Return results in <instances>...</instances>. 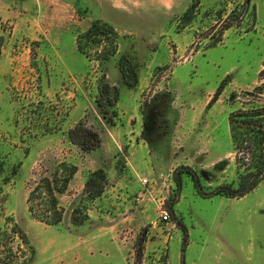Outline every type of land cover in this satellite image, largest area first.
I'll use <instances>...</instances> for the list:
<instances>
[{"label": "rangeland", "instance_id": "374dc122", "mask_svg": "<svg viewBox=\"0 0 264 264\" xmlns=\"http://www.w3.org/2000/svg\"><path fill=\"white\" fill-rule=\"evenodd\" d=\"M96 20L118 34L106 61L109 44L85 36ZM254 106L264 0H0V227L8 217L25 232L29 264H264V182L242 198L210 195L237 179L229 116ZM80 124L100 136L97 150L71 143ZM63 164L77 171L58 196L62 223L48 226L27 200ZM98 169L108 184L91 202Z\"/></svg>", "mask_w": 264, "mask_h": 264}, {"label": "trees", "instance_id": "16d2710c", "mask_svg": "<svg viewBox=\"0 0 264 264\" xmlns=\"http://www.w3.org/2000/svg\"><path fill=\"white\" fill-rule=\"evenodd\" d=\"M233 16H231L232 18ZM229 19L223 28L224 31L235 27ZM88 41L93 45L109 44V49L103 60H108L117 53L118 34L115 28L100 20L92 23L85 34ZM83 36L77 38V49L86 58L90 59L89 53L82 45ZM121 73L124 83L128 87H135L138 84L137 74L133 65L123 57L121 62ZM230 133L233 143V151L236 154L238 174L235 182L219 186L210 195L224 196L227 198H242L253 192L264 182V106H254L248 110L239 109L229 116ZM70 141L85 152H92L101 146V139L98 133L80 124L69 133ZM77 168L63 164L57 170L53 179H42L30 192L27 204L30 215L38 222L48 226H56L62 223L64 209L59 203V195L64 194L68 185L75 175ZM200 193L203 186L198 176L187 170ZM178 186L182 187L181 176L177 178ZM108 184V176L104 169H98L87 178L85 194L88 201H95L102 197ZM2 215V210L0 209ZM79 210L72 215V222L75 226H82L88 221V216L77 218ZM82 213V212H81ZM6 218V226L0 227V264H29L34 260L35 249L31 245L25 232L14 222ZM187 231H184L186 241ZM16 240L19 241L18 252L23 254L26 251L30 254L27 258L20 256L14 251ZM186 244V243H185ZM185 264V258L183 263Z\"/></svg>", "mask_w": 264, "mask_h": 264}, {"label": "built area", "instance_id": "2783aa9c", "mask_svg": "<svg viewBox=\"0 0 264 264\" xmlns=\"http://www.w3.org/2000/svg\"><path fill=\"white\" fill-rule=\"evenodd\" d=\"M161 215H162L161 217H162L163 221H169L170 220V215L167 211H163Z\"/></svg>", "mask_w": 264, "mask_h": 264}]
</instances>
